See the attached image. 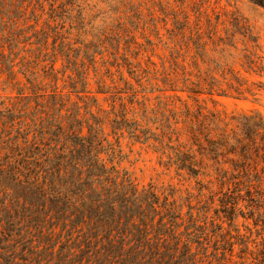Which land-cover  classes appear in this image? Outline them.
Instances as JSON below:
<instances>
[{
	"label": "trees",
	"instance_id": "1",
	"mask_svg": "<svg viewBox=\"0 0 264 264\" xmlns=\"http://www.w3.org/2000/svg\"><path fill=\"white\" fill-rule=\"evenodd\" d=\"M24 2L31 0H0V18H21ZM216 19L200 8L193 23L187 15L173 16L167 29L171 45L154 77L158 91L191 99L203 90L255 95L211 53L235 48V33L251 43L257 37L238 17L231 36L218 35ZM16 48L11 40L7 53L0 49V70L18 67L26 88L40 96L27 59L19 56L27 51ZM246 58L251 69L255 60ZM210 64L221 68L220 78ZM28 107L0 103V264H235L229 260L235 242L225 238L219 221L230 226L240 201L252 215L264 202V115H232L230 126L214 113L185 105L169 109L156 132L124 110L81 118L55 93L41 111ZM105 120L110 133L119 134L113 140L104 132ZM123 133L160 151L165 169L194 179V192L134 183L119 168ZM236 243L239 264H264L263 245L249 249L240 237Z\"/></svg>",
	"mask_w": 264,
	"mask_h": 264
},
{
	"label": "rangeland",
	"instance_id": "2",
	"mask_svg": "<svg viewBox=\"0 0 264 264\" xmlns=\"http://www.w3.org/2000/svg\"><path fill=\"white\" fill-rule=\"evenodd\" d=\"M198 8L212 21L218 16V35L231 36L235 31L231 22L238 17L257 37L256 43H251L235 33V48L226 46L223 52L218 49L211 53L213 60L245 80L243 88L252 89L255 95H237L233 91L209 95L203 90L195 100L181 92L156 89L161 84L154 77L171 45L167 29L173 16L187 15L193 23ZM23 9L25 19L0 18V49L7 53L11 40L17 44L16 50L26 49L19 56H25L24 62L27 59V69L33 71L41 95L26 88L18 67L11 73L0 70V103L5 106L19 108L29 104L25 110L36 107L41 111L50 94L55 93L81 118H89L90 112L98 110L100 116H111L112 109L124 110L126 117L156 132L160 130L158 124L167 120L169 109L180 111L185 105L199 106L203 112L214 113L226 121L232 115L253 111L264 115V0H31L23 3ZM32 15L38 18L37 23ZM38 38H42V46L36 42ZM247 56L255 60L251 69L247 68ZM210 66L214 76L220 78L221 68ZM23 85V93L19 94ZM105 122L108 139L118 137L119 134L110 133ZM118 139L124 154L119 168L127 171L139 187L148 183L158 188L171 184L181 195L194 192V179L177 176L172 168L165 169L160 151L133 141L126 133ZM239 203L241 211H237L230 226L224 218L219 221L225 238L235 242L229 259L235 264H239V237L249 249L255 244L259 248L264 246V202L253 215L245 207L246 202ZM214 214L210 209L209 215ZM245 262H250V257Z\"/></svg>",
	"mask_w": 264,
	"mask_h": 264
}]
</instances>
